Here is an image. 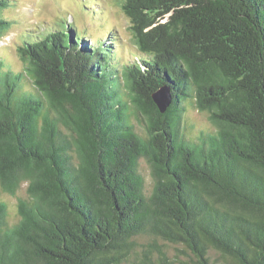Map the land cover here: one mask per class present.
Listing matches in <instances>:
<instances>
[{
	"label": "trees",
	"instance_id": "16d2710c",
	"mask_svg": "<svg viewBox=\"0 0 264 264\" xmlns=\"http://www.w3.org/2000/svg\"><path fill=\"white\" fill-rule=\"evenodd\" d=\"M118 1L131 62L71 26L20 45L19 71L0 56V187L27 184L14 223L0 201V264H173L157 239L178 264H264V0ZM191 104L215 127L198 142Z\"/></svg>",
	"mask_w": 264,
	"mask_h": 264
},
{
	"label": "rangeland",
	"instance_id": "374dc122",
	"mask_svg": "<svg viewBox=\"0 0 264 264\" xmlns=\"http://www.w3.org/2000/svg\"><path fill=\"white\" fill-rule=\"evenodd\" d=\"M8 5L1 14L11 19V27L0 36V56L6 61H12L14 70L23 68L18 47L32 37L44 36V32L57 29L67 31L71 26L80 37H87L88 44L95 45L104 42L105 48L111 49L116 60L121 64L131 62L138 55L134 34L128 16L123 11L118 0H7ZM59 26V27H58ZM34 39V38H32ZM113 41V42H111ZM114 61V60H113ZM21 91H35L32 82L24 80ZM137 132L145 136L146 128L143 122L132 116ZM181 131L186 139L198 142L202 133H214L215 127L209 121L207 112L199 111L193 104L187 106L183 115ZM139 170L144 177V189L150 194L154 186L152 170L145 157L139 159ZM27 195V184L23 183L15 195L4 192L0 187V201L8 204V222L14 223L18 219L17 205L19 196ZM139 245L148 242L149 237L137 236ZM157 243L167 251L173 264L174 253L182 248L181 244L157 239ZM136 250L141 256L143 248ZM180 260L185 256L180 252Z\"/></svg>",
	"mask_w": 264,
	"mask_h": 264
},
{
	"label": "water",
	"instance_id": "95a60500",
	"mask_svg": "<svg viewBox=\"0 0 264 264\" xmlns=\"http://www.w3.org/2000/svg\"><path fill=\"white\" fill-rule=\"evenodd\" d=\"M152 98L160 112H165L172 101V95L169 86L164 85L160 87L158 90L152 93Z\"/></svg>",
	"mask_w": 264,
	"mask_h": 264
}]
</instances>
